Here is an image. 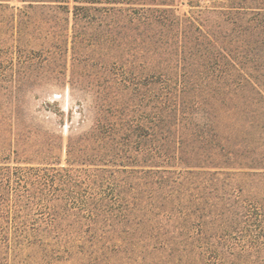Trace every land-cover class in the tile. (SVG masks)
<instances>
[{
	"label": "trees",
	"instance_id": "1",
	"mask_svg": "<svg viewBox=\"0 0 264 264\" xmlns=\"http://www.w3.org/2000/svg\"><path fill=\"white\" fill-rule=\"evenodd\" d=\"M10 1L0 264H264V0Z\"/></svg>",
	"mask_w": 264,
	"mask_h": 264
},
{
	"label": "rangeland",
	"instance_id": "2",
	"mask_svg": "<svg viewBox=\"0 0 264 264\" xmlns=\"http://www.w3.org/2000/svg\"><path fill=\"white\" fill-rule=\"evenodd\" d=\"M215 0H201V3L203 5L209 4L210 2H213ZM10 5H12L13 7H18L20 5H22V2H20L19 0H12L9 2ZM188 8L187 5H182L180 6L181 11H184ZM44 100L50 101L51 103L55 102L56 104L53 105V107H61L63 109H65V111L74 106L75 100L73 99V97L69 94V91L67 90L66 92H59V91H54V93H44L42 94L41 99L37 102L38 105L41 106L42 102ZM43 115H49V120H48V124L51 125L53 128L60 130L61 127L56 125V121H57V116H54V114L52 113H48L46 111H42L41 112ZM81 116L79 115L78 112H73L72 115V128L77 126V122L80 120ZM70 125V123H66L64 125V131L66 132L68 126Z\"/></svg>",
	"mask_w": 264,
	"mask_h": 264
}]
</instances>
